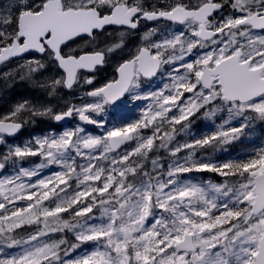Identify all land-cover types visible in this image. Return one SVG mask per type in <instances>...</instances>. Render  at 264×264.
<instances>
[{"label":"snow or ice","instance_id":"obj_1","mask_svg":"<svg viewBox=\"0 0 264 264\" xmlns=\"http://www.w3.org/2000/svg\"><path fill=\"white\" fill-rule=\"evenodd\" d=\"M226 6L236 14L222 15ZM160 20L181 25L183 31L159 40L153 39L158 28L143 33L142 45L117 66L116 77L86 93L91 102L56 114L24 102L0 117V144L29 122L25 111L56 122L75 113L103 130L104 122L88 113L100 115L106 105L136 89L141 78L175 65L162 89L136 97L148 101L138 120L102 136L78 126L35 139L34 145L13 146L0 156V172L13 161L41 157L34 168L0 178V264H264V146L223 163L195 158L198 149L239 139L248 117L239 127L221 125L200 139L169 146L201 109L209 118L226 107L235 116L251 113L264 120V0H169L166 7L153 5L151 10L143 0H9L0 10V64L37 53L39 59L21 64L27 68L21 79L51 61L63 71L48 85L52 93L57 86L72 89L81 70L103 65L141 21ZM108 26L126 31L118 33V43L98 47ZM85 37L84 46L92 50L73 54L72 44ZM194 50L198 54L189 60ZM84 83L93 79L84 77ZM149 127L152 134H143ZM132 142L133 147L122 148ZM161 149L174 158L167 169L158 156L147 167L149 153ZM183 149L191 151L181 158L177 154ZM53 165L59 171L40 175ZM193 172L225 179L207 188L179 182ZM50 199L54 206L45 205ZM32 225L35 229L26 235L17 232ZM65 230L79 243L62 248L66 240L54 234ZM88 242L94 244L92 250L65 259Z\"/></svg>","mask_w":264,"mask_h":264},{"label":"flooded vegetation","instance_id":"obj_2","mask_svg":"<svg viewBox=\"0 0 264 264\" xmlns=\"http://www.w3.org/2000/svg\"><path fill=\"white\" fill-rule=\"evenodd\" d=\"M9 3V0H0V10H3L7 7ZM146 3V4H145ZM144 6L151 10V6L147 4V2H143ZM228 14H236L233 12V10L230 8V6H226L222 10V15H228ZM215 15V14H214ZM218 19L221 18V16L217 17ZM161 25H169L168 27H171L172 29L178 31H183V26L181 25H174L170 22H166L163 20L160 21H141L140 26L136 30H132L131 34L127 35L124 39V44L122 48L116 49L112 53L108 54L106 57V62L103 64V66L98 65L94 71L87 72L85 70H81V72L78 74L80 77V82L76 84L72 89L68 90L65 89V95L63 96V101L66 99L65 97H73L75 101H71L70 105L66 107H62V110L56 112L60 113L62 111H66L68 107L72 105H81L88 102H91L93 98L86 96V93L89 91H92L94 89H98L111 80H113L117 73L116 68L117 66L122 63L123 61L129 59L135 52L137 51L138 47L142 45V36L143 33L147 32L151 28H158L159 31L156 36L153 37L155 40L160 39V26ZM120 31H126L123 28H117V26H108L106 33L98 38V47H106L115 43H118L120 41V37L118 33ZM108 33H111V35H108ZM85 38H81V40H78L76 43L72 44V47L76 49V52L73 54H80L81 48H83V51H91V47L84 46V40ZM67 51V49H65ZM197 50H194L195 57L198 53L195 52ZM37 58L39 59L40 56L37 53H28L25 54L22 57H16L11 58L9 61H6L4 64L0 66V113L5 115L9 112H11L15 106H17L20 103H30V105H33L36 102V91L34 88V83L37 81H52L54 79H57L61 76H63V71L58 68L55 62H47V67L31 74L30 78L21 79V76L27 72L26 67H21V64L24 63L25 60L30 58ZM163 68V67H162ZM161 68V71H162ZM9 75H5V74ZM84 77H90L93 79L92 84H86L84 83ZM32 85L33 88H30L28 85ZM157 86L158 90H160V72L159 74L154 77L153 79H146L141 78L139 81V86L129 91L125 98L118 102L115 105L109 104L105 106V112H111L110 110L121 108V107H127L128 105L132 104V106L136 109L139 108L138 104H135V101H138V99L134 98L137 94L138 96H141V92L143 91H149L150 87ZM144 92V93H145ZM131 106V107H132ZM129 107V109L131 108ZM41 110L46 108H51V105L48 103L46 105H40ZM128 109V110H129ZM53 114H56L52 111ZM90 116L93 117L95 120H100L95 114L88 113ZM74 121L72 122L71 126L77 127L78 125L84 127L87 131H91L93 133L99 132L98 127L94 125L93 128L88 129L86 128L85 124L79 120L78 116L74 113L73 115ZM55 123V120H54ZM57 126L56 129L51 130H44L40 134L46 135L49 131L54 130H60L63 128L68 127H62L55 123ZM27 124H24V130L21 134L17 135L15 138H8L5 136V143L0 144V153L1 155L5 154L8 149L12 148L13 144L24 146L28 144L31 141L35 140L36 134H31L30 136H23L26 132ZM39 135V134H38ZM133 143V142H132ZM130 143V144H132ZM129 144V145H130ZM127 145V146H129Z\"/></svg>","mask_w":264,"mask_h":264},{"label":"trees","instance_id":"obj_3","mask_svg":"<svg viewBox=\"0 0 264 264\" xmlns=\"http://www.w3.org/2000/svg\"><path fill=\"white\" fill-rule=\"evenodd\" d=\"M147 2L148 5H150L152 8L153 5H156L159 8L166 7L169 0H143V2ZM184 3H195L196 0H183ZM146 4V3H145ZM169 25H164L166 27V30H160V39L161 36L164 34H167L169 32H177L176 30L172 29L171 27H168ZM168 68H170L168 65H164L162 68V71L160 73V77H164ZM51 81H37L34 83V88L36 91V102L31 105L34 108L41 109L40 105H46L50 104L51 109L53 112H58L62 110V107H66L70 105L71 101H75L73 97H65L68 101H63V96L66 94L65 89L63 86H57L56 90L54 93H52L50 85ZM45 85V86H41ZM30 88H33V86L30 84L28 85ZM163 82H160V89H162ZM158 91L157 86L153 88V92ZM186 96L188 95L187 93L185 94ZM30 105V103H28ZM135 104L140 106H143L144 108L147 106L148 101L143 100V99H138V101H135ZM209 108L211 106H208ZM129 110L133 111L135 108L132 106ZM206 109H201L199 112H197L194 116H192L191 119V124L189 128L181 132L180 134H174V139L171 142V145L176 146L180 144H184L186 142H191L196 139H200L206 135H209L211 133H214L218 130V128L221 125H225L226 127H239L241 123L245 122L244 117H248V127L245 129L244 135H242L239 139L235 140L234 142L223 145L220 147H205L198 149L195 153V158L201 160L202 162H207L211 161L213 163H223L228 160H238V159H244L246 156L251 154L253 149L259 148L261 146H264V121H261L260 119L254 118V115L251 113H245L242 116H235L234 114L230 113L226 107H221L219 111H215L213 115L209 117H205L203 113L205 112ZM220 112V113H219ZM142 112H137L136 116L141 115ZM219 114V116H218ZM228 114H231V117L226 119ZM22 115L24 117L29 118V122L26 123V132L24 133L25 136H30L31 134H40L44 130H51V129H56L57 126L54 123V119L51 118L50 116H32L30 112H23ZM171 115V113H169ZM214 115L217 117L215 118ZM4 115L0 113V117H3ZM229 119L231 120L230 123H227L226 121ZM183 123H188V122H183ZM126 124V123H124ZM123 124V125H124ZM180 125H177L176 128H180ZM143 134L145 135H151L152 134V128L149 127L148 129H142L141 130ZM169 131H171V128H169ZM133 142L129 146H126L124 148H131L134 146ZM156 143H159L157 140ZM190 149H183L180 153L177 155L181 158L185 157L188 152H190ZM0 156L1 153H0ZM160 157L161 164L166 166L167 163H169L172 159H174L167 151L161 149L158 152L153 151L149 153V161L147 162L146 166L150 168V161L152 158ZM78 162H80L78 158ZM15 164V161L11 162ZM41 163V157L40 156H32V157H26L25 159L21 160V166H33V165H38ZM10 165V163L8 164ZM185 179L189 181H194V182H199L203 183L205 186L208 184H221L224 181V177L219 176L217 173H209V172H201V173H189L182 175L179 178V181H185ZM73 186L75 185V181L71 182ZM73 189L69 188L68 192H72ZM63 195V193H62ZM18 203H24V202H18ZM95 213H98L94 209ZM66 215L69 217V214L66 213ZM35 225L32 226H24L21 229H18L17 232L27 234L35 229ZM65 239L67 242V247L69 245L74 244V243H79L73 232L65 231ZM92 243V242H90ZM87 243L80 244V246L75 249V252L71 254V258H76L78 256V250L83 252V245H86ZM66 248V247H65ZM171 251V250H169Z\"/></svg>","mask_w":264,"mask_h":264},{"label":"rangeland","instance_id":"obj_4","mask_svg":"<svg viewBox=\"0 0 264 264\" xmlns=\"http://www.w3.org/2000/svg\"><path fill=\"white\" fill-rule=\"evenodd\" d=\"M166 29L167 28L164 27L163 25L160 26V30H166ZM178 32H181V31H178ZM193 55H194V53H193ZM193 55L192 56H189L188 59L189 60L194 59L195 57H193ZM168 66L170 68H168L165 76L164 77H160V82L161 81L163 82V86H165L166 83H169L170 82L168 76L170 75V73L172 71V68L175 67V65H168ZM154 87L155 86L150 87V90L149 91H146V92L143 91V92H141V96L148 95L149 93H153V88ZM138 95L139 94H137L136 96H134V98H136ZM131 106H132V104L128 105L127 107L125 106V107L113 109V110H110L111 112H105V110H104L100 115H96L98 118H100L99 121H103L104 122V129L102 130V129L98 128L99 132H97V133H93L91 131H87L84 127H82L80 125H78V126L79 127H82L83 130H84V132L87 133V134H90V135H93V136H102V135L105 134V132L107 130H109L111 128L122 126L124 123L129 124V123H131V122L136 121V120L139 119V116H136V113L137 112H139V113L142 112V110L144 109V107L143 106H140V108H136L133 111L128 110L129 107H131ZM93 114H95V113H93ZM218 116H219V114H218ZM214 117L216 118L217 116L214 115ZM230 117H231V114H228L227 117L225 118V120L228 119V118H230ZM231 120H233V119H229L226 122L227 123H230ZM261 121H264V120H261ZM126 124H124V125H126ZM77 127L72 126V127L63 128V129H60V130L49 131L46 135H44V134L36 135L35 139L42 138V137H45V136H48V135H59V134H62L63 132H65L67 130H72V129H75ZM31 142L34 145L35 140L34 141H31ZM13 146H20V145L13 144L12 147ZM169 146L170 147H174L171 144ZM160 162H161V160H160ZM168 164L169 163H167L166 166L164 167L165 170L167 169ZM35 166L36 165L27 166V167L21 166V161H19L18 164L16 162H15V164L14 163H10V165H7L6 168L2 172H0V178H2L5 175H12V174L15 173V171H18L20 168L31 169V168H34ZM56 171H59V168L57 166L53 165L51 167H48V168L43 169L41 171L40 175L41 176H47V175H49V174H51L53 172H56ZM38 178L39 177H36V178H33V179H38ZM180 183H182V184L193 183V184L201 185V186H203L205 188H207L208 185H212V184H208V185L205 186L203 183L189 181L187 179H185V181H181ZM215 185H219V184H215ZM61 195H62V193H61ZM44 203H45L46 206H54L52 199H50L49 201H45ZM62 215H63V217L65 219H70V216L68 217L66 215V213H63ZM96 215L98 216V213H96ZM98 222H99L98 220H93L92 221V223H98ZM148 223H151V220H149ZM65 231H67V230H65ZM65 231L63 233H56V234H54V238H56V239H60V238L65 239ZM61 247L62 248L67 247V243L65 245H62ZM93 247H94V244L88 242L86 245H83V252H81L80 250H78V256L85 254V251L92 250ZM9 251H15V250H9ZM74 252H75V250L74 251H70L69 256L65 257V259L71 260L72 258H71L70 255L73 254Z\"/></svg>","mask_w":264,"mask_h":264},{"label":"water","instance_id":"obj_5","mask_svg":"<svg viewBox=\"0 0 264 264\" xmlns=\"http://www.w3.org/2000/svg\"><path fill=\"white\" fill-rule=\"evenodd\" d=\"M166 22H168V21H166ZM171 23V22H170ZM5 63V62H4ZM4 63H2V64H4ZM2 64H0V66L2 65ZM100 66H103V65H100ZM159 72H161V69L157 72V74L155 75V76H153V77H151V78H146V79H148V80H150V79H153L154 77H156L158 74H159ZM91 73V72H90ZM76 85V84H75ZM74 85V86H75ZM73 86V87H74ZM67 89V88H66ZM68 90H70V89H68ZM128 92H126L122 97H120L119 99H117L116 101H114V102H112L111 104L112 105H115V104H117L118 102H120V101H122L124 98H125V96H126V94H127ZM74 121V117L72 116L71 118H66V119H64V120H61L60 122H56L55 121V123L57 124V125H59V126H62V127H69V126H71V124H72V122ZM84 123V122H83ZM85 124V126H86V128H88V129H91V128H93L94 127V124H86V123H84ZM24 130V126L15 134V135H9V136H6V137H8V138H15L17 135H19V134H21L22 133V131ZM127 145H129V144H126V145H124V146H122V148H124V147H126Z\"/></svg>","mask_w":264,"mask_h":264}]
</instances>
